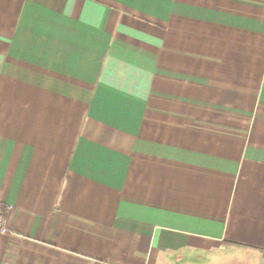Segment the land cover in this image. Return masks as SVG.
<instances>
[{
    "label": "crops",
    "instance_id": "crops-1",
    "mask_svg": "<svg viewBox=\"0 0 264 264\" xmlns=\"http://www.w3.org/2000/svg\"><path fill=\"white\" fill-rule=\"evenodd\" d=\"M0 264H264V0H0Z\"/></svg>",
    "mask_w": 264,
    "mask_h": 264
},
{
    "label": "built area",
    "instance_id": "built-area-1",
    "mask_svg": "<svg viewBox=\"0 0 264 264\" xmlns=\"http://www.w3.org/2000/svg\"><path fill=\"white\" fill-rule=\"evenodd\" d=\"M8 210H9L8 205L0 201V232L3 234H8L10 232L7 223Z\"/></svg>",
    "mask_w": 264,
    "mask_h": 264
}]
</instances>
